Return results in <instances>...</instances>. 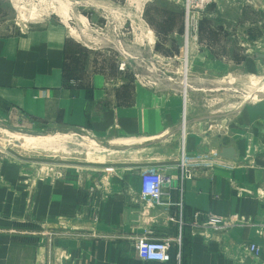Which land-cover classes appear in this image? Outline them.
<instances>
[{"label": "crops", "instance_id": "crops-1", "mask_svg": "<svg viewBox=\"0 0 264 264\" xmlns=\"http://www.w3.org/2000/svg\"><path fill=\"white\" fill-rule=\"evenodd\" d=\"M93 1L94 10L80 11L83 23L110 29L119 18L131 22L137 3L149 32L141 44L152 54L148 59L184 57L186 42L175 39L185 28V0H163L179 15L173 26L151 15H160V0ZM118 11L126 15L112 16ZM262 11L252 5L238 14L245 29L263 30L246 40L250 48L202 38L190 51L193 61L204 63L206 74L214 64L233 62L258 72L264 67L256 56L264 53ZM209 20L212 32L217 28ZM75 31L62 21L0 32V120L82 130L131 158L48 173L0 159V264H264V97L201 114L183 92L144 81L155 73L124 69L109 50L83 42ZM223 147H233L236 157L220 156ZM183 153L206 154L209 161L188 178L179 165ZM151 165L174 181L158 201L147 202L141 173ZM209 213L248 223L213 230ZM141 238L171 240V259L142 260ZM252 242L259 255L249 249Z\"/></svg>", "mask_w": 264, "mask_h": 264}, {"label": "rangeland", "instance_id": "rangeland-1", "mask_svg": "<svg viewBox=\"0 0 264 264\" xmlns=\"http://www.w3.org/2000/svg\"><path fill=\"white\" fill-rule=\"evenodd\" d=\"M159 3L162 5L160 15L154 11L151 13L152 17L158 22L162 21V24L170 23V26L175 24V20L178 23V13L176 16L173 15L175 7L171 5L169 8V4L163 0ZM94 4L93 0H0V32L17 33L32 27L45 26L49 23L61 24L65 21L69 28L76 30V36L80 40L92 46H103L110 51L112 60L119 61V65L124 64V69L155 73L153 77L145 80L141 75H137L139 79L157 82L164 88L170 85L169 89L183 92L186 100L190 104L193 103L201 114H222L243 102L262 97L257 91L264 86V67L254 74H249L240 63H225L229 65L228 67L217 63L211 68L212 71L206 74L207 69L202 67L204 63L193 61L195 57L190 55V51L193 44L202 38H210L215 42L232 39L235 43H244L246 49L250 48L246 40L254 39L253 34L260 36L259 33H263V30L259 27L255 30L254 26H247L245 29L240 23L241 14H238L240 10L252 5L263 8L259 26L264 27V0H210L205 13L199 14L195 28L187 27L188 16L184 5L185 28L175 39L177 42H186L181 61L162 59L156 61L152 57L148 59L152 54H149L148 48L144 53L141 44L147 42L149 32L142 9L137 3L134 15L130 17L131 22L119 18L115 27L111 25L110 29H100L81 21L80 11L94 10L96 8ZM129 6L132 7V4ZM194 9V12H200L198 5H195ZM166 12L169 14H165ZM116 13H118L116 16L126 15L125 12L118 11L112 13V16ZM211 13L212 15H208ZM112 16L109 15L110 18ZM207 18L214 20L213 26L217 29L212 32L207 30L210 29V26H207L210 20ZM223 50L224 46L218 49L219 52ZM27 130H44L48 134L34 136L26 133ZM26 137H29V140ZM23 139H27V142ZM108 141L82 130L20 123L16 119L0 120V159H16L27 166L38 168L40 172L48 173L49 169L54 172L58 168L70 166L107 164L112 160L131 158L128 157L130 155L128 152L122 153L121 156L120 152L110 150Z\"/></svg>", "mask_w": 264, "mask_h": 264}, {"label": "built area", "instance_id": "built-area-1", "mask_svg": "<svg viewBox=\"0 0 264 264\" xmlns=\"http://www.w3.org/2000/svg\"><path fill=\"white\" fill-rule=\"evenodd\" d=\"M210 0H186V13H187V27L195 28L198 24L199 14L205 13ZM198 5L200 12H194V6ZM197 14V15H195ZM124 68V64H122ZM142 83L143 80L139 79ZM208 156L205 155H187L183 153L179 162L180 167L183 169L188 178H193L196 174L197 167L201 163L208 162ZM174 181L173 177L166 174L163 169L156 165H151L144 169L141 173V197L147 202L158 201L164 186L171 184ZM202 214L199 211L194 213L195 222H199ZM207 225L213 230H222L228 227L247 224L248 221L243 217L238 216H222L214 213L207 214ZM172 242L169 239H151L141 238L137 243V251L139 257L144 261H159L168 262L171 259ZM249 249L259 255L261 252L258 244L252 242L248 245Z\"/></svg>", "mask_w": 264, "mask_h": 264}, {"label": "water", "instance_id": "water-1", "mask_svg": "<svg viewBox=\"0 0 264 264\" xmlns=\"http://www.w3.org/2000/svg\"><path fill=\"white\" fill-rule=\"evenodd\" d=\"M256 56L258 58H263L264 59V53H257ZM262 97H264V94H260ZM26 133L34 135V136H46L48 134L47 131L44 130H27ZM220 156L225 157V158H230L234 159L236 157V152L233 147H223L220 152Z\"/></svg>", "mask_w": 264, "mask_h": 264}, {"label": "bare ground", "instance_id": "bare-ground-1", "mask_svg": "<svg viewBox=\"0 0 264 264\" xmlns=\"http://www.w3.org/2000/svg\"><path fill=\"white\" fill-rule=\"evenodd\" d=\"M85 18V17H84ZM257 85V84H256ZM264 86H262V88H260V89H258V93L259 94H264V88H263ZM23 137V136H22ZM25 137V136H24ZM26 138H28V140H29V137H26ZM23 140H25L26 142H27V139H23ZM93 141V140H92ZM33 142V141H32ZM118 143H123V144H132V141H127V140H121V141H117ZM117 143V144H118ZM35 144V143H34Z\"/></svg>", "mask_w": 264, "mask_h": 264}]
</instances>
